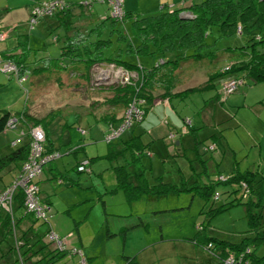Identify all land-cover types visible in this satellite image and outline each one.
I'll return each instance as SVG.
<instances>
[{"label": "rangeland", "instance_id": "1", "mask_svg": "<svg viewBox=\"0 0 264 264\" xmlns=\"http://www.w3.org/2000/svg\"><path fill=\"white\" fill-rule=\"evenodd\" d=\"M43 1L45 0H0V29L8 30V35L0 40V50L17 46L11 48L17 52L11 54L13 56L10 58L23 60L26 55L27 66L24 68L27 74L24 79L18 76L23 69H19L18 74L15 71H5L2 62L9 55H2L0 51V111L6 109L16 113L27 106L28 112L36 117L55 113L48 123V135L59 155L43 165V177L46 180L39 181L41 196H49L52 207L48 220L39 218L37 223L42 236L51 228L63 239L65 248H75L77 251L73 254L67 252L52 264H78L82 257L87 264H123L124 255L137 256L141 264H222L220 258L191 238L200 234V231L196 232L200 224H205L203 231L208 235L235 241L250 233L251 224L244 204L245 198H241L243 203L232 204L211 217L207 211L211 204L215 205L234 195L241 197L242 189L229 195L222 193L215 200L212 196L204 198L199 194L192 196L188 192H180L132 201L127 200L121 190H113L116 180L112 165L122 163L124 158L110 161L106 157L108 142L105 135L110 129L101 118L110 113H123L124 107L110 105L107 101L113 93L108 84L120 81L126 74L131 79L135 76V70L125 67L126 74L121 71L115 77L116 68H113L110 77L97 80L99 69L94 68L93 86L90 81L85 83L79 79L77 74H73V70H59L51 65L38 73H32L30 67L42 55L59 54L60 40H56L54 34L62 32V29L57 25V18L46 14L34 22L29 19L32 8ZM195 1L199 0H124L122 7L131 8L134 12L155 13L161 10L158 8L160 3L165 5L163 8L169 9ZM92 8L99 15L108 14L111 9L107 0H93ZM131 20V16H126L114 25L124 28L136 42ZM109 21L108 19L102 34H109L111 37V41L104 47L106 55L114 56L119 53L122 58L140 60L147 66L161 56L159 51L138 55L126 50L127 42L118 38L116 28L109 31ZM216 35L217 32L214 31L207 37L212 40L213 48L239 46L248 39L245 32L222 37ZM18 41L24 42V45H18ZM20 50L26 53H19ZM223 53L226 56L216 60L217 67L222 66L228 58L237 57L240 52L229 49ZM67 61L64 58V62ZM208 63V60H199L189 65L184 64L179 70L180 82L176 88L190 83L201 84L206 78L205 65L211 69L214 66L213 63ZM226 79L206 88L191 90L182 97L173 96L171 103L161 100L153 104L144 114L142 124L146 125L149 120L158 123L156 136H159L168 127L172 126L170 130H175V122L179 124L178 130H182L186 120L191 126H200V136L206 137L198 144L201 151L204 144L211 140L218 142V151L215 153L221 152V157L217 159V170L223 173L243 170L258 164L259 162L255 160L254 163L252 160L260 156L262 163L258 166L264 172V80L253 82L249 77H244L233 92L221 93ZM133 123L132 128H135L131 129L130 125L121 131V138H127L131 131L139 130V122ZM81 127L86 131L82 132ZM20 130L17 126L0 132V155L15 146L11 142L19 136ZM216 132L218 137L214 139L211 133ZM169 134L170 131H167L166 135ZM252 140H256L257 145H252L248 154L243 155L249 150ZM258 150L260 153L256 154ZM169 152L173 157L169 148L162 156L158 155V151L145 153L142 162L152 174L164 173L168 178H174L170 172L175 164L170 163V158L164 159ZM210 153L212 151L209 150L206 155ZM175 159L180 165H186L185 157L177 156ZM77 162H84L85 169L78 171L74 167ZM49 166L50 170L55 172L58 168L64 174L61 175L62 180L48 177ZM184 169L188 170L187 165ZM18 173L19 170L12 163L1 169L0 188L14 180ZM48 182L50 184L46 188ZM226 187L220 185L218 188L223 190ZM25 222L22 226H25ZM51 244L56 245L54 242ZM263 251L264 242L258 249L259 253Z\"/></svg>", "mask_w": 264, "mask_h": 264}, {"label": "trees", "instance_id": "2", "mask_svg": "<svg viewBox=\"0 0 264 264\" xmlns=\"http://www.w3.org/2000/svg\"><path fill=\"white\" fill-rule=\"evenodd\" d=\"M92 3L93 0L79 2L62 0L51 13H46L54 15L58 20L57 25L62 29V32L54 34L55 39L60 40L59 54L42 55L36 64L29 66L32 73H38L51 65L52 68L59 70H73V74H77L79 79L85 83L90 81L93 86V69L97 65L114 63L123 68L133 69L135 76L129 81L115 80L108 84L113 93L107 101L110 105L124 107L123 113L131 102H136L143 111L138 122L143 119L155 100L182 97L191 90L212 86L227 77H236L240 82L244 77H249L253 82L264 80V0H199L169 9L162 7L155 13L123 9L120 17L111 14L110 4V13L101 16L93 10ZM126 16L132 17L131 26L136 42L128 36L124 28L114 25L115 22L124 20ZM108 19L109 31L116 28L119 32L118 38L127 42L126 50L138 55L159 51L161 56L147 66L140 60L122 58L119 53L114 56L106 55L104 47L111 41V37L109 34L106 36L102 34ZM214 31L217 32L216 37L245 32L248 39L245 44L239 46L213 48L212 40L207 37ZM19 44L24 45V42L18 41ZM15 47L17 46L0 50L2 55H9L5 59H11L10 56H13L11 54H16L17 51L11 49ZM229 49L238 50L240 53L217 67L216 60L226 56L223 51ZM21 52L26 53L24 50L19 51ZM25 57L23 60L14 59L18 71L23 69L18 75H27L24 69L27 67ZM64 58L68 61L64 62ZM199 60H208L214 64L212 69L205 65L206 78L200 82L201 84H188L176 88L180 82L179 70L184 64L189 65ZM123 113L119 115L110 113L101 119L109 126L118 125L122 121ZM54 114L36 117L28 112L27 106L16 113L6 109L0 111V132L8 129L7 122L10 118H15L21 128L19 141L13 144L15 146L10 151L0 155V170L10 163L18 170L21 168L29 153L30 130L35 125L40 124L45 130V152L55 150L48 135V123ZM184 122L186 132L180 129L170 131L169 134L170 138L177 134L179 139V150L172 151L171 160L177 162L176 156H183L186 159L184 164L188 167L186 170L184 169L186 165L183 167L177 162L172 172L169 171L174 178H168L164 173L154 175L144 165L142 157L150 149L151 142L143 138V133H131L127 138L118 136L108 140L106 157L110 161L124 158L122 163L116 162L112 165L116 180L113 190H121L126 199L132 201L142 197L155 198L180 192H188L192 196L199 194L204 198L212 196L215 200L222 193L229 195L235 193L237 189H242L241 197L234 195L215 205L211 204L207 211L211 217L232 204L243 203L242 200L245 198L244 204L251 232L235 241L208 235L203 231L205 224H200L196 231L197 233L200 231V234L194 235L191 240L201 243L212 255L220 258L222 264H225L223 259L229 254L245 257V260L250 261L249 264H264V251L258 252L264 242V172L257 167H246L229 173L217 170V159L221 157V152L215 153L218 151V142L211 140L210 143L204 144L201 151L198 144L206 137L200 136L198 129L200 126H191L186 120ZM81 128L86 131L84 127ZM211 134L214 139L218 137L217 132ZM209 150L212 153L206 155ZM166 155H170V152ZM166 158L167 156L164 159ZM171 160L169 161L172 162ZM79 162L74 167L81 171L83 169L78 168ZM41 173L36 177L38 185ZM220 185L227 187L220 190L218 188ZM42 202L50 205L48 201ZM39 218L41 219L26 210L23 190L17 188L13 196L12 212L0 208V264H52L68 252L70 248L59 249L44 238L45 234L42 236L39 233L37 223ZM23 220L26 221L25 226H22ZM124 256L123 264H141L135 255Z\"/></svg>", "mask_w": 264, "mask_h": 264}, {"label": "built area", "instance_id": "3", "mask_svg": "<svg viewBox=\"0 0 264 264\" xmlns=\"http://www.w3.org/2000/svg\"><path fill=\"white\" fill-rule=\"evenodd\" d=\"M60 2H62V0H45L41 4L35 5L29 13V19L34 22L38 20L40 15L51 13L52 9ZM108 2L112 6L111 14L120 17L123 13V0H108ZM7 35L8 30L0 29V40L4 39ZM2 67L5 71H15L18 74V66L12 59H4L2 62ZM228 67L229 66H225V68ZM96 68L99 69L96 75V77H98L97 80L110 77V71L113 68H116L115 77L116 74L121 71H124L125 74L127 72L125 71V68L114 63L97 65ZM18 76H20V79H24L27 75L22 74ZM112 76L114 75L112 74ZM123 77L125 79H123ZM123 77H121L120 81H129L128 74ZM239 82L240 80H238L236 77H227V79L223 82V92H233ZM142 113V109L136 104V102H131L123 113L122 121L118 125L111 124L109 126L110 131L106 133L105 139L108 141L119 136L121 131L129 127L134 121H138L141 118ZM7 125L8 128H16L18 123H16L15 118H10L7 122ZM185 129L186 126L184 125L182 130ZM81 130L82 132L85 131L83 128H81ZM45 140L46 138L44 128L40 124L33 126L30 130L29 153L21 168L19 169L18 175L9 184L4 186L2 189L0 188V208H4L11 213L13 196L17 188H21L24 193V206L26 210L33 212L36 216L48 220V213L51 211V205L42 202L36 177L41 173L43 165L50 159L59 155V152H56L55 150L51 152H45ZM18 141L19 137H17L11 143L16 144ZM78 168L85 169V163L83 162L82 164H79ZM44 238L47 241L56 243L55 246H57L59 249H65L63 239L58 236L51 228L45 233ZM76 251L77 250H75V248H70L68 250V252L71 254ZM223 261L225 264L250 263L248 259L245 260V257L235 256L234 254H229L223 259ZM78 264H87L86 259L82 257Z\"/></svg>", "mask_w": 264, "mask_h": 264}, {"label": "crops", "instance_id": "4", "mask_svg": "<svg viewBox=\"0 0 264 264\" xmlns=\"http://www.w3.org/2000/svg\"><path fill=\"white\" fill-rule=\"evenodd\" d=\"M165 5L163 4V3H160L159 4V6H158V8H162V7H164ZM125 8V7H124ZM127 9H131V8H125L124 10H127ZM133 10V9H132ZM142 13H154L153 11H149V12H142ZM102 16V15H101ZM191 84V83H190ZM221 93H224L223 91H221ZM172 98V97H171ZM223 99H224V97H223ZM159 101H161V100H155L154 101V103L153 104H155V103H157V102H159ZM162 101H164V102H170L171 103V99H164V100H162ZM153 104H152V106H153ZM148 112V111H147ZM143 122L141 121V122H139V124H137L136 126L137 127H140L139 128V130L138 131H136V132H133V131H131L132 133H143L142 135H143V138L145 139V140H150V146H149V150H148V152L147 153H151V152H153V151H158V155L159 156H162V155H164V151L167 149V148H169V150L172 152L173 150H179V147H178V143H176V141H178L179 139L177 138L178 137V135L176 134L175 136H172V138H170L169 136H167L166 135V133H167V131H171L170 129H172V126L171 127H168L166 130H164V132L163 133H161V134H159V136H156V130H157V127L159 126V124L157 123H155V122H153V121H148L147 122V124L146 125H144V124H142ZM179 124L178 123H173V127H174V129L175 130H178V126ZM193 126H194V124H192ZM170 126V125H169ZM135 128V127H134ZM134 128H132L131 127V129H134ZM131 135V134H130ZM129 135V136H130ZM121 136V135H120ZM167 138V139H166ZM46 142V141H45ZM53 145V144H52ZM252 145H257V141L256 140H252V144H250L249 146H250V148H249V150H247V152L245 153V154H243V155H246V154H248V152L252 149ZM53 147V146H52ZM54 149V148H53ZM153 149V150H152ZM260 153V150H258V152H256V154H259ZM177 157V156H176ZM256 157V156H255ZM167 158H170V159H172V157H171V155H168L167 156ZM259 159V160H258ZM257 162H259L258 164L256 163V164H253L252 166H248V167H251V168H255V167H257V168H260V166H258V165H260L261 163H262V160L260 159V156H258V158H256V159H253L252 161L255 163L256 161ZM91 161V160H90ZM89 161V162H90ZM172 161V163H174V164H176V162H174L173 160H171ZM171 163V162H170ZM183 167H184V165H182ZM48 168V170H49V173H48V177L49 178H52V179H54V178H58L59 180H62V176L61 175H63L64 176V174L58 169V168H56V170H55V172L54 171H52V170H50V168H51V166H49V167H47ZM261 169V168H260ZM39 178V180H46L44 177H43V172L41 173V175L38 177ZM50 183L48 182V184H46L45 185V187L47 188V186L49 185ZM39 186H40V184H39ZM40 194H41V186H40ZM48 195H50L49 193H48ZM41 197H43L42 198V200L43 201H48V202H50V205H51V207H52V199L51 198H49V196H48V198H46V197H44V196H41ZM25 220H23V222H24ZM26 223V222H25ZM53 230V229H52Z\"/></svg>", "mask_w": 264, "mask_h": 264}, {"label": "water", "instance_id": "5", "mask_svg": "<svg viewBox=\"0 0 264 264\" xmlns=\"http://www.w3.org/2000/svg\"><path fill=\"white\" fill-rule=\"evenodd\" d=\"M176 143H178V141H176Z\"/></svg>", "mask_w": 264, "mask_h": 264}]
</instances>
